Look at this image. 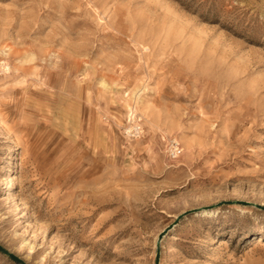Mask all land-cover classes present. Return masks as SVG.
Wrapping results in <instances>:
<instances>
[{
    "label": "rangeland",
    "instance_id": "374dc122",
    "mask_svg": "<svg viewBox=\"0 0 264 264\" xmlns=\"http://www.w3.org/2000/svg\"><path fill=\"white\" fill-rule=\"evenodd\" d=\"M0 264H264V0H0Z\"/></svg>",
    "mask_w": 264,
    "mask_h": 264
},
{
    "label": "built area",
    "instance_id": "2783aa9c",
    "mask_svg": "<svg viewBox=\"0 0 264 264\" xmlns=\"http://www.w3.org/2000/svg\"><path fill=\"white\" fill-rule=\"evenodd\" d=\"M181 149L178 147L176 142H172L169 147V154L171 157H176L180 153Z\"/></svg>",
    "mask_w": 264,
    "mask_h": 264
},
{
    "label": "bare ground",
    "instance_id": "6f19581e",
    "mask_svg": "<svg viewBox=\"0 0 264 264\" xmlns=\"http://www.w3.org/2000/svg\"><path fill=\"white\" fill-rule=\"evenodd\" d=\"M204 214H205L206 216H209V215H210V213H207V212H206V213H204Z\"/></svg>",
    "mask_w": 264,
    "mask_h": 264
}]
</instances>
